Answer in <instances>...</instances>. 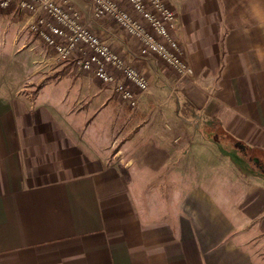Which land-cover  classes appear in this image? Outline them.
Segmentation results:
<instances>
[{"label": "crops", "instance_id": "crops-1", "mask_svg": "<svg viewBox=\"0 0 264 264\" xmlns=\"http://www.w3.org/2000/svg\"><path fill=\"white\" fill-rule=\"evenodd\" d=\"M166 1L182 78L88 23L145 75H117L134 107L0 11V264H264V0Z\"/></svg>", "mask_w": 264, "mask_h": 264}, {"label": "built area", "instance_id": "built-area-1", "mask_svg": "<svg viewBox=\"0 0 264 264\" xmlns=\"http://www.w3.org/2000/svg\"><path fill=\"white\" fill-rule=\"evenodd\" d=\"M119 0H89L90 17L81 18L82 9L76 0H0V11L17 6L29 13L28 26L42 43L51 48L58 60L74 59L77 67L92 71L110 84L122 100L134 107L139 92L149 90L144 74L124 62L109 43L89 26L91 19H112L124 32L139 40V54H156L176 71L180 78L191 71L179 46L175 32L176 15L164 0H128V4L142 19H134ZM151 29L149 32L146 25ZM117 72L130 85L117 78Z\"/></svg>", "mask_w": 264, "mask_h": 264}, {"label": "rangeland", "instance_id": "rangeland-1", "mask_svg": "<svg viewBox=\"0 0 264 264\" xmlns=\"http://www.w3.org/2000/svg\"><path fill=\"white\" fill-rule=\"evenodd\" d=\"M88 2H89V0H87ZM119 2V5L123 8V9H125L126 8V10H128L129 11V13L133 16V18L134 19H138L139 21H140V19H142L141 17H140V15H138L136 12H134L133 10H132V8L130 7V5L128 4V0H119L118 1ZM164 2L168 5V3H167V1L166 0H164ZM90 3V2H89ZM90 6H91V4H90ZM169 6V5H168ZM169 8H171L170 6H169ZM102 20H110V22H112L113 23V27H114V25L116 24L112 19H109V18H105V19H102ZM115 23V24H114ZM146 26V28H147V30L149 31V32H151V29L147 26V24L145 25ZM116 27H117V32L119 33V35H123L122 37L124 38V39H126V41L129 39V38H133L134 40H136L138 43H139V40L136 38V37H134V36H132V35H130V34H128V33H124V30L122 29V28H120L117 24H116ZM99 36V35H98ZM131 40V39H130ZM129 40V41H130ZM131 41H133V40H131ZM110 45V47L112 48V50L113 51H115V52H117V54L118 55H120L119 53H118V51L114 48V46L112 45V44H109ZM139 46H140V43H139ZM179 46H180V44H179ZM180 48H181V46H180ZM181 50H182V52H183V49L181 48ZM135 53H137V52H135ZM138 53H139V49H138ZM162 63L163 64H165L163 61H162ZM117 74H119V72H117ZM142 74V73H141ZM120 75V74H119ZM198 119H196V121H197ZM249 238H251L252 240H253V235H251Z\"/></svg>", "mask_w": 264, "mask_h": 264}, {"label": "trees", "instance_id": "trees-1", "mask_svg": "<svg viewBox=\"0 0 264 264\" xmlns=\"http://www.w3.org/2000/svg\"><path fill=\"white\" fill-rule=\"evenodd\" d=\"M256 163H257V164H256ZM251 164H252L251 169H253V171L259 173L261 176L264 177V164L261 162V167H259L260 164H259L258 162H254V163H253V162L251 161Z\"/></svg>", "mask_w": 264, "mask_h": 264}]
</instances>
